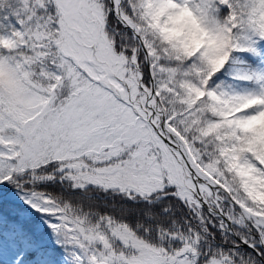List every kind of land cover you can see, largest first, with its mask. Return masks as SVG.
Returning <instances> with one entry per match:
<instances>
[{"label":"snow or ice","instance_id":"6c2138e0","mask_svg":"<svg viewBox=\"0 0 264 264\" xmlns=\"http://www.w3.org/2000/svg\"><path fill=\"white\" fill-rule=\"evenodd\" d=\"M13 188L68 264H264V0H0Z\"/></svg>","mask_w":264,"mask_h":264},{"label":"trees","instance_id":"16d2710c","mask_svg":"<svg viewBox=\"0 0 264 264\" xmlns=\"http://www.w3.org/2000/svg\"><path fill=\"white\" fill-rule=\"evenodd\" d=\"M14 190L12 189V191L0 195V211H3V201L14 197ZM14 199L22 206V210L19 212V217L14 223L4 224L2 226L4 229L15 230L14 232H17V228L21 229L22 232L19 233L20 238H24L31 245L25 260L30 262L33 258H38V253L40 252L42 257L47 256L49 258L48 261H59L63 257L66 259L62 251L57 249L52 243L51 230L48 228L47 224L44 223L40 214L31 213V211L28 210V205L15 197ZM39 264H46V262H40Z\"/></svg>","mask_w":264,"mask_h":264},{"label":"rangeland","instance_id":"374dc122","mask_svg":"<svg viewBox=\"0 0 264 264\" xmlns=\"http://www.w3.org/2000/svg\"><path fill=\"white\" fill-rule=\"evenodd\" d=\"M14 190V189H13ZM12 191V190H11ZM14 197L18 200H21L19 195L16 194V189L14 190ZM0 194H5L3 191H0ZM23 201V200H21ZM4 232V240L2 245H0V264H39V262H48L49 258L42 257L41 252L38 253L39 257L33 258L34 260L29 263H23V257L26 256L27 251L30 249L31 245L28 244L25 240L20 239L18 236V232H21L19 230L18 232H12L3 229ZM15 235L17 239L20 241L19 243H13L12 242V236ZM54 261L55 264H68V260H66L64 257L58 261L56 260H51Z\"/></svg>","mask_w":264,"mask_h":264}]
</instances>
